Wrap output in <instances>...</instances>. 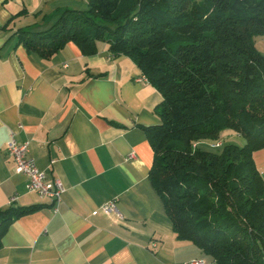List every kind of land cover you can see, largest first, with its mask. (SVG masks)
<instances>
[{
	"label": "crops",
	"instance_id": "1",
	"mask_svg": "<svg viewBox=\"0 0 264 264\" xmlns=\"http://www.w3.org/2000/svg\"><path fill=\"white\" fill-rule=\"evenodd\" d=\"M65 8L86 11L87 0H0V210L15 197V207L39 208L8 226L0 264H211L176 239L150 182L154 152L142 128L160 124L162 97L139 81L135 61L112 57L103 43L83 56L69 42L43 60L11 37L28 25L48 29ZM10 138L30 142L47 181L61 180L58 203L26 190ZM113 199L123 221L93 215Z\"/></svg>",
	"mask_w": 264,
	"mask_h": 264
},
{
	"label": "trees",
	"instance_id": "2",
	"mask_svg": "<svg viewBox=\"0 0 264 264\" xmlns=\"http://www.w3.org/2000/svg\"><path fill=\"white\" fill-rule=\"evenodd\" d=\"M46 30L11 34L43 60L67 43L83 56L135 61L162 97L160 124L142 128L153 150L149 177L177 240L191 242L211 264H264V182L253 155L264 150V0H87ZM245 143L205 148L223 132ZM37 207L0 210L9 225Z\"/></svg>",
	"mask_w": 264,
	"mask_h": 264
},
{
	"label": "built area",
	"instance_id": "3",
	"mask_svg": "<svg viewBox=\"0 0 264 264\" xmlns=\"http://www.w3.org/2000/svg\"><path fill=\"white\" fill-rule=\"evenodd\" d=\"M139 81L147 82V79L143 76ZM6 145V151L9 156H11L14 162V169L16 174H21L26 178V190L30 193L37 194L41 199H47L51 201V203H58L61 194H63V186L61 184V180L47 181L45 179L44 174L36 167L35 161L33 157L29 155V145L30 142L20 143L15 139L10 138ZM221 143L216 142L215 145H212V148L220 147ZM134 158V154H130L127 157V160H131ZM16 200L12 198L10 200V205L13 204ZM101 205V204H100ZM116 201L110 200L103 203L100 208L93 213V215H97L101 213L105 216H110L114 213L116 217L123 221L124 217L117 211ZM190 264H200L198 262H192Z\"/></svg>",
	"mask_w": 264,
	"mask_h": 264
},
{
	"label": "rangeland",
	"instance_id": "4",
	"mask_svg": "<svg viewBox=\"0 0 264 264\" xmlns=\"http://www.w3.org/2000/svg\"><path fill=\"white\" fill-rule=\"evenodd\" d=\"M255 48L256 51L258 53H261L262 55H264V37H256L255 39ZM228 134L229 136H227L226 139H223L225 134ZM223 141V142H222ZM216 142H220V143H224V144H234L237 146H242L245 143V140L243 138V136L241 137L240 135L233 133V132H223L222 133V137L218 139V141L216 140ZM216 142H203L201 146H204L205 148L208 149V147L212 148V145H215ZM264 153V150H260V151H256L254 153V157L255 159H257V157L259 156V158L256 161L255 167L257 168L258 172H260V174L264 175V159H261V154ZM262 179L264 180V176H262Z\"/></svg>",
	"mask_w": 264,
	"mask_h": 264
}]
</instances>
